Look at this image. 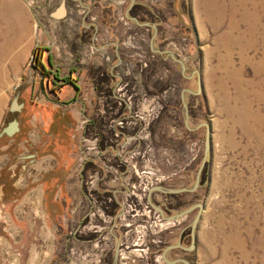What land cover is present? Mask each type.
<instances>
[{"label": "rangeland", "instance_id": "374dc122", "mask_svg": "<svg viewBox=\"0 0 264 264\" xmlns=\"http://www.w3.org/2000/svg\"><path fill=\"white\" fill-rule=\"evenodd\" d=\"M50 1L53 8L68 5L0 0V63L10 58L41 72L37 44L55 47L60 41L62 55L73 52L68 69L77 73L70 81L80 86L60 101L88 102L86 118L73 122L64 162L58 158L60 166L53 168L56 144L31 148L18 130L2 133L20 120L21 107L10 112L11 101H25L16 86L19 75H12L16 88L0 124V147L15 142L0 153L8 155L0 169V264H166L165 247L190 246L198 209L176 223L163 222L142 187L150 181L170 189L192 187L206 128H185L180 92L197 91V77L184 78L166 54L150 51L152 29L120 19L130 0H81L96 9L75 11L78 25L69 31L61 29L62 18H52ZM128 14L156 25L154 49L179 48L186 76L200 73L201 92L185 95L189 127L210 126L199 188L152 196L165 216L203 205L194 249L170 250L167 259L264 264V0H135ZM84 16L94 19V27L80 26ZM86 69L93 80L90 93L83 87ZM109 72L118 78L116 86ZM120 120L126 128L118 126ZM66 159L69 170L60 168ZM38 161L45 172L30 166ZM74 175L78 197L68 187Z\"/></svg>", "mask_w": 264, "mask_h": 264}, {"label": "crops", "instance_id": "0c3cea01", "mask_svg": "<svg viewBox=\"0 0 264 264\" xmlns=\"http://www.w3.org/2000/svg\"><path fill=\"white\" fill-rule=\"evenodd\" d=\"M52 2L53 1L49 2L50 8L53 9L52 11H54L52 13V18H62V22L60 23L62 24L61 29H66L68 31L74 29L76 25H78L74 20L76 12H82L84 9L85 12L91 14L93 10L96 9L95 6H90L88 4L84 5L85 1L82 2L81 0H68V3H66L68 5H61L60 7L57 6L54 8L53 6H55V3L52 6ZM61 9H63L64 14L60 17H56L55 14H57ZM111 12L113 13V10ZM68 14L72 16L68 17ZM93 20V18L88 19L86 18V16H84L82 21L85 22V24H80V26L84 27V29L94 27V23L92 22ZM114 20L117 23V18H115ZM110 44H113L116 47L114 42H111ZM110 44L108 43V47ZM37 45H40V47L42 48V54L39 57L41 72L40 68H38V72H36V69L34 68H31L29 70L26 67H24L25 69L21 68V66H19L18 64V61H13L12 63V60L10 58L4 63L3 60L0 63V124L4 120L11 100L10 96L13 86L11 80L12 75L15 77L14 79H17L18 74L20 83L16 86H18L19 88L21 87L19 93L23 94V98L25 99L24 104H22L21 106L20 120L17 124L18 132L20 134L19 137L23 139V143L25 145H29L31 148L33 146L37 148L38 144H40L39 147L41 146L42 148L47 143H49L50 148L54 146V144H56V148L54 149L56 165L53 168H58V166H60L58 158H60L61 160L63 159V155L67 150L68 142L71 141V126L73 122L78 123L80 122V119L86 118L83 111H86L88 102L81 103L77 102V100L72 102L60 101L61 95L66 93H71V95H74L76 91L80 89V86L78 84L76 85L74 82L70 81V78L72 79L75 76V73H77V70L75 69H68V65L70 66V58H72L73 54L72 50L68 49L69 56L62 55L60 51L62 43L60 41L56 43L55 47H53L51 44H48V41H41ZM82 47H84V44L82 45ZM31 48L33 49L34 47ZM106 50H108V48ZM25 61L26 58L24 59V61H22V67L25 64ZM90 74V69L89 72L86 69L83 74L86 77L83 87L84 91L87 93H90L91 89L93 88L91 84L93 83V80L91 79ZM77 75L78 74H76V76ZM109 76L111 78H114V86H116L118 83V78L113 76L110 72ZM16 86L13 87L16 88ZM31 95H34V97L32 98L33 101H26L31 98ZM63 108H69V114H67V111ZM14 146L15 142L13 139L9 140L7 143H5L4 141L3 145L0 147V153L3 154L7 151L9 152L10 149ZM2 154H0V165L2 161H4L6 157H8V155L6 156L5 154V156H3ZM45 158L49 159L50 156H46ZM51 158H53V156ZM45 161L48 160H44L43 162L40 161V163L38 161V163H34L30 166H32V168L36 171L45 172L43 166H40L41 162L44 163ZM1 167L2 165L0 166V169ZM60 168H67L69 170L71 168V163L67 162L66 166H61ZM68 183V187L73 190L72 193L74 195L76 194L78 197V188L80 189L78 177L74 175L72 179H69Z\"/></svg>", "mask_w": 264, "mask_h": 264}, {"label": "water", "instance_id": "95a60500", "mask_svg": "<svg viewBox=\"0 0 264 264\" xmlns=\"http://www.w3.org/2000/svg\"><path fill=\"white\" fill-rule=\"evenodd\" d=\"M135 5V0H130V4L129 7L125 13V16L127 19H129L130 21H133L137 26L139 27H147V28H151L153 30V33L149 39V49L151 52L153 53H157L159 55H167L172 61L176 62L179 66H180V70H181V75L184 78L190 79L192 78L194 75H196L197 77V91H191L190 89H182L180 92V101L182 103L183 109H184V126L187 130L193 131L196 130L200 127H205L206 128V137H205V145H204V153H203V157L201 160V164L197 170L196 176H195V180L194 183L192 185L191 188H183V189H170V188H166L164 186L161 185H156V186H152L148 189L147 194H146V202L147 205L154 211H156L164 220H168V221H178L180 218L184 217L185 215H187L188 213H190L191 211L198 209L197 214L194 218V220L192 221V224L190 226V234H191V238H192V242L190 244L189 247H183L182 245H180L179 243L176 245H169L167 247L164 248V250L161 253V258L162 260L166 263V264H178V263H182V264H190L189 261H187L186 259H174V260H168L166 257L167 252H169L170 250L176 249V248H181L182 250L185 251H192L195 247V234H194V230L198 224V222L201 219V215H202V211H203V205L200 203H196L192 206H190L189 208H187L184 211L178 212L174 215H170V216H165L164 215V211L157 205H155L152 202L151 199V195L154 192H160V193H167L169 195H175L178 193H182V192H187V193H192L195 192L199 186H200V178L202 175V172L204 170V167L206 165V160H207V156L209 153V148H210V126L207 123H201L200 125H198L196 128H190L189 127V111H188V106L187 103L185 101V95L186 93L188 94H192V95H198L201 92V84H200V73L198 71H193L189 76L185 75V71H186V66L185 63L182 60H179L175 57L174 53L170 50H157L154 49V39L157 35V29H156V25L154 23H148V22H139L138 19L136 17H131L129 16V11L133 8V6ZM64 14L63 9H61L57 14L56 17H60ZM21 105L17 104V98L15 97L10 104L9 110L10 112H14V111H19L20 110ZM18 130L17 127V122L13 121L10 122L3 130L2 133H4L7 136H11L13 133H15Z\"/></svg>", "mask_w": 264, "mask_h": 264}, {"label": "built area", "instance_id": "2783aa9c", "mask_svg": "<svg viewBox=\"0 0 264 264\" xmlns=\"http://www.w3.org/2000/svg\"><path fill=\"white\" fill-rule=\"evenodd\" d=\"M83 13H85V10L83 11ZM124 17L126 18V16H125V14L123 15V17L121 18L120 17V19H124ZM127 19V18H126ZM172 51V50H171ZM173 52V51H172ZM180 50H179V48H177L176 49V51L175 52H173L174 53V55H175V57L177 58V59H179V60H182V59H180ZM118 126H120L121 128H126V126H127V124H124L123 123V120H120L119 122H118ZM155 181H158V180H155ZM157 184L156 183H153L152 181H150V183L149 184H146V185H143V191H145V192H147L148 191V189L150 188V187H152V186H156Z\"/></svg>", "mask_w": 264, "mask_h": 264}, {"label": "bare ground", "instance_id": "6f19581e", "mask_svg": "<svg viewBox=\"0 0 264 264\" xmlns=\"http://www.w3.org/2000/svg\"><path fill=\"white\" fill-rule=\"evenodd\" d=\"M129 20V19H128ZM178 189H183V188H178ZM154 193H158V192H154ZM154 193H152V195H151V199H152V196H153V194ZM160 193V192H159ZM160 194H166V195H169V194H167V193H160ZM157 214V216L158 217H160V219L163 221V222H166V223H170V222H172V223H176L177 221H168V220H164V219H162V217L158 214V213H156ZM195 231V230H194ZM162 253V252H161Z\"/></svg>", "mask_w": 264, "mask_h": 264}, {"label": "flooded vegetation", "instance_id": "af4514ba", "mask_svg": "<svg viewBox=\"0 0 264 264\" xmlns=\"http://www.w3.org/2000/svg\"><path fill=\"white\" fill-rule=\"evenodd\" d=\"M148 23H151V22H148ZM147 28V27H146ZM151 29V28H150Z\"/></svg>", "mask_w": 264, "mask_h": 264}]
</instances>
